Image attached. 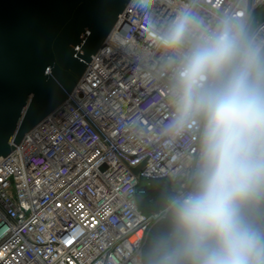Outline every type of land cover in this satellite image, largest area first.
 <instances>
[{"label":"built area","instance_id":"2783aa9c","mask_svg":"<svg viewBox=\"0 0 264 264\" xmlns=\"http://www.w3.org/2000/svg\"><path fill=\"white\" fill-rule=\"evenodd\" d=\"M263 6L131 0L69 99L0 157V264H145L163 213H143L138 188L165 180L174 198L192 191L203 129L198 116L176 124L179 56L158 36L187 10L208 31L243 21L264 46V21L252 26Z\"/></svg>","mask_w":264,"mask_h":264},{"label":"clouds","instance_id":"9594fccd","mask_svg":"<svg viewBox=\"0 0 264 264\" xmlns=\"http://www.w3.org/2000/svg\"><path fill=\"white\" fill-rule=\"evenodd\" d=\"M158 40L179 56L176 124L198 116L203 129L194 187L172 199L153 264H264V46L243 21L208 31L187 10Z\"/></svg>","mask_w":264,"mask_h":264},{"label":"water","instance_id":"95a60500","mask_svg":"<svg viewBox=\"0 0 264 264\" xmlns=\"http://www.w3.org/2000/svg\"><path fill=\"white\" fill-rule=\"evenodd\" d=\"M130 2L0 0V157L69 99Z\"/></svg>","mask_w":264,"mask_h":264},{"label":"trees","instance_id":"16d2710c","mask_svg":"<svg viewBox=\"0 0 264 264\" xmlns=\"http://www.w3.org/2000/svg\"><path fill=\"white\" fill-rule=\"evenodd\" d=\"M138 205L147 215L163 213V218L154 224L149 232L143 248V261L153 264L154 248L158 240L168 236L173 227L170 205L174 199L172 184L165 180L154 181L150 184L142 182L138 188ZM264 213V209L260 210Z\"/></svg>","mask_w":264,"mask_h":264},{"label":"rangeland","instance_id":"374dc122","mask_svg":"<svg viewBox=\"0 0 264 264\" xmlns=\"http://www.w3.org/2000/svg\"><path fill=\"white\" fill-rule=\"evenodd\" d=\"M264 21V6L259 8L255 13H254V21H253V28H255L259 23ZM173 189V187H172Z\"/></svg>","mask_w":264,"mask_h":264}]
</instances>
